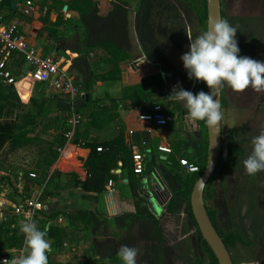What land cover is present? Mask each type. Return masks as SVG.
I'll return each instance as SVG.
<instances>
[{
  "label": "trees",
  "instance_id": "16d2710c",
  "mask_svg": "<svg viewBox=\"0 0 264 264\" xmlns=\"http://www.w3.org/2000/svg\"><path fill=\"white\" fill-rule=\"evenodd\" d=\"M60 3L65 5L69 11L80 15V22L84 29L83 44L87 50L91 52L102 49L110 56L111 71L103 75L94 70L87 55L78 59L74 64V69L81 78L80 81L74 79V84L81 93L86 95L84 98H79L75 110L89 122L90 126L97 128L99 124L106 123L103 112L96 107V102L93 99L88 101L87 96L92 95L99 82H120L121 65L133 60L130 34L132 15H135L136 35L144 56L149 64L160 70L158 74L145 77L139 85L126 90L130 94L132 104L139 107V117L142 114H151L156 106L172 102L168 97L173 87L182 86L193 94L200 91L208 92L205 83L189 80L186 70L177 67L172 62L164 46L167 44L173 50H185L188 47L190 50L189 29L195 30L196 25L204 30L208 28L207 0H113L112 10L105 17L101 16L99 7L93 0H62ZM12 4L13 0H2L0 3V13L7 20L15 14ZM4 12L11 15L5 16ZM187 17L191 18L190 24L187 22ZM223 19H226L224 14ZM194 38H197L196 35ZM13 75L18 83L27 78L22 73ZM224 95L225 85H223V109L225 107ZM29 98L30 92L26 87L23 90L19 86L7 87L0 80V154L8 156L16 150L40 145L47 147L46 156L52 166L60 156L58 150L66 146L67 135L72 131L69 125L72 102L62 94H50L46 85H36L33 96L27 103ZM25 106L29 109L18 114L17 111ZM176 111L180 112L179 121H183L188 116L180 102L175 103L172 109V112ZM196 122L198 126L196 136L192 139H182L175 144L173 147L175 154L162 162L168 170L167 172L162 170L163 180L172 194V199L161 217L152 211L148 195L143 192L145 184L134 173L133 154L124 146L120 149L118 141L104 144L102 152L98 153V145L82 144L87 140L88 132H76L73 144L84 149H91V156L87 162L89 177L85 182L76 181V188L86 194L102 195L109 181L116 177L111 174L113 166L122 160L128 170L130 169L128 172H132L129 177V187L132 191L136 212L120 214L111 219L95 211L50 216L43 211L37 212L36 223L41 230H47L46 239L51 242L52 246V252L48 253V264H62L57 263L55 259L57 252L62 250L67 237L65 231L55 225L61 215L89 227L93 241L86 251V257L95 264L122 262L117 256V251L122 245L137 249V264H173L172 255L175 253V247L168 239V221L174 217L184 216L201 235L193 214L191 199L195 185L207 167L209 142L207 124L204 121ZM53 130L54 133H51ZM226 137L228 140L227 160L225 159L226 149L223 146L217 171L205 190L206 205L212 195V184L217 180L220 170H235L244 159V152L234 148L232 132L227 135L223 133V143ZM122 153L125 158L120 157ZM178 158L198 166L200 173L186 174ZM95 162L104 165V168L94 166ZM148 163L151 167L156 166L154 160H149ZM6 164V161L0 158V172L5 173L0 178V185H7L11 177L18 180L21 176L19 171L9 169L11 167L7 168ZM58 174L55 173L52 177L42 175L32 179L31 173L23 172L21 176L22 183H24L23 193L25 192L26 197H31L35 194L34 186L38 185L41 189L43 188L41 200L44 201L54 191L53 180ZM73 179L77 177L74 176ZM1 192L0 189V194ZM14 198L15 195L10 199L12 203L16 202ZM0 210L3 214V219H0V253L23 249L24 236L20 232V217L15 215L10 205H4ZM207 210L229 251L238 244L257 245L263 247L264 250V235L255 243H247L240 234L222 231L218 225L216 211L208 206ZM113 234L116 236L112 237ZM202 245L208 258V264H219L204 239Z\"/></svg>",
  "mask_w": 264,
  "mask_h": 264
},
{
  "label": "crops",
  "instance_id": "0c3cea01",
  "mask_svg": "<svg viewBox=\"0 0 264 264\" xmlns=\"http://www.w3.org/2000/svg\"><path fill=\"white\" fill-rule=\"evenodd\" d=\"M60 1L62 0H13V3H16L15 8H13L12 4L15 14L8 21L15 22L19 25L20 35L31 46L35 47L42 57H52L56 61L66 62V65L70 67L73 79L80 81L81 78L74 69V64L85 55L88 56L87 59L90 60L92 67L98 74L103 75L104 73H109L111 71V65L109 64L110 56L108 53L102 49L91 52L87 50L83 44L84 29L80 22V15L77 12L69 11ZM93 1L98 5L101 16L105 17L111 12V3L113 0ZM27 2H32L35 6V13L31 16L24 15ZM4 15L11 14L4 12ZM130 27L132 43L131 56L133 60L121 65V81L99 82L92 95H88L89 99L87 98L88 101L93 99L96 102L97 109L103 112L106 124H99L100 128L99 126L94 128L89 125L87 120L76 113L82 118V121L73 132L72 139H67L66 146L59 149L62 152L60 153L58 150L60 156L49 168L41 165V162L38 160L34 161L35 159L33 157L35 155L29 150L31 148L34 149V147H44L40 145L22 148L12 152L8 156L4 154L1 157L6 161L7 168L11 167L9 169L19 171L21 176H23L22 173L26 170V172H28V169L36 171L37 168L40 170L46 168L49 177H52L55 173H59L53 180L54 191L45 200L49 205L44 212L47 216L61 213L75 214L81 211H95L103 217L111 219L120 214L136 212L132 200V191L129 187V177L130 173L132 175V172H128L130 169L128 170V167L125 166L122 160L113 166L111 172L113 176H116L110 180L114 182V186L111 188L109 181L102 195L95 196L94 194H86L79 188H76V181L85 182L89 177L87 162L91 156V149H84L73 144L76 132H88V138L82 144H96L99 146L98 150H103L104 144L118 141L120 149L124 146L132 154L137 151L144 153L147 156L146 172L143 176H138L145 184L143 185L144 193L150 190L151 192L153 191L156 178H160V181L165 184L162 170L165 172L168 170L162 162L167 161L170 156L160 153L158 149L159 147H169L173 150V147L169 143L171 135L168 133V127L161 129L153 125H141L139 122V107L132 104L129 98L130 94L126 91L131 87L139 85L143 78L158 74L160 70L156 66L148 63L141 50L135 30V15H132L130 18ZM7 64L13 74L22 73L23 76H28L30 72L24 59L20 55H14ZM35 86L26 85L27 91L32 96ZM48 92L50 94H56L49 87ZM23 112L22 110L17 111L18 114H22ZM165 113H170V111L165 110ZM168 116H171V113ZM51 133H54V130ZM143 141H146L148 144L146 148L142 146ZM44 148L47 149V147ZM120 157L125 158V155L122 153ZM179 158L178 160H180ZM36 159H38V156ZM149 160H154L156 166L151 167L148 163ZM94 166L104 168V165L97 164L96 162ZM0 175L4 176L5 173L0 172ZM21 176L18 180L14 179V177L10 179V181L15 180L17 193L18 190L20 191V188H24V183H22L23 178ZM74 176L77 179H73ZM34 189L35 193H41L43 190L38 185L34 186ZM160 189L163 190L162 187ZM154 196L156 197L158 205L165 210L166 206L163 200L164 196L168 195L162 192L160 196L158 194ZM9 202L11 201L9 200ZM55 225L63 229L67 235L62 250L57 252L59 263L75 264L70 260L69 262L63 261L68 258L66 257V253H68L67 249L71 248L72 252L76 253L81 241L87 240L88 244H91L93 239L88 229L89 227L81 222L73 221V219H67L62 215L56 221ZM82 231H84L85 235H81ZM98 239L102 240L101 238ZM49 243L51 244V242ZM89 247L86 246V251ZM50 249L49 253L52 252V248Z\"/></svg>",
  "mask_w": 264,
  "mask_h": 264
},
{
  "label": "rangeland",
  "instance_id": "374dc122",
  "mask_svg": "<svg viewBox=\"0 0 264 264\" xmlns=\"http://www.w3.org/2000/svg\"><path fill=\"white\" fill-rule=\"evenodd\" d=\"M222 10L226 20L237 29L236 39L241 55L264 62V0H222ZM187 22L190 24L191 18L187 17ZM204 31L206 30L196 25L195 30L189 29V38L195 39L194 35L198 37ZM164 46L172 62L184 70L180 58L189 51L188 47L185 50H173L167 44ZM224 96L223 133L227 135L232 132L234 148L244 152V159L235 170H220L217 180L212 184V195L207 201V206L216 211L218 225L222 231L240 234L247 243H255L264 235V172L255 176L248 175L243 161L251 154V139L264 131V92L256 93L248 89L238 93L225 84ZM31 97L32 94H30L27 103ZM175 103L177 102L161 105L165 110L171 112V116H169L171 123L167 129L171 135L169 143L172 147L182 139L194 138L198 133L196 121H192L189 117L179 121L180 112H172ZM28 109L25 106L22 111ZM223 146L226 149L225 159L227 160V137L224 138ZM29 150L35 155L34 161L38 160L46 168L50 167L51 162L46 156L47 149L34 147ZM37 156L38 159H36ZM46 168L41 170L37 168L36 171L28 169V172L36 174L37 178L40 175L48 176ZM1 177L3 175H0ZM9 182L7 185H0L2 191L0 208L4 205H11L12 202L9 200L14 195L16 201L26 196L25 192L23 193V188H20L17 193L15 180ZM45 200L46 198L41 209L43 212L49 206ZM0 219H3L1 210ZM167 234L169 242L175 247V253L172 255L173 264H208V258L202 245V236L196 232L186 217L171 218L167 224ZM81 235H85L84 231ZM115 236L116 234L112 235V237ZM86 246H90V244L87 240H83L77 247L76 253L68 248L67 251L70 253H66L68 258L63 261L69 262L70 260L75 264H95L86 257ZM50 248H52L51 244ZM230 252L235 264H264V250L261 246L238 244L236 247L230 248ZM55 259L58 263L59 258L55 257Z\"/></svg>",
  "mask_w": 264,
  "mask_h": 264
},
{
  "label": "clouds",
  "instance_id": "9594fccd",
  "mask_svg": "<svg viewBox=\"0 0 264 264\" xmlns=\"http://www.w3.org/2000/svg\"><path fill=\"white\" fill-rule=\"evenodd\" d=\"M237 29L226 19L210 22L206 31L190 39V50L181 56L189 80L203 82L209 92L193 94L182 86L173 88L168 99L180 102L192 121H204L218 127L222 119L218 96L227 84L235 92L248 89L264 92V62L241 55L236 39ZM251 154L243 161L246 173L255 176L264 172V131L251 139ZM20 232L28 254H21L12 264H48L50 243L47 230H41L34 220L22 222ZM122 264H137L138 251L122 245L117 251Z\"/></svg>",
  "mask_w": 264,
  "mask_h": 264
},
{
  "label": "built area",
  "instance_id": "2783aa9c",
  "mask_svg": "<svg viewBox=\"0 0 264 264\" xmlns=\"http://www.w3.org/2000/svg\"><path fill=\"white\" fill-rule=\"evenodd\" d=\"M35 13V6L32 2H27L24 9V15L31 16ZM20 55L28 69L29 74L27 78L22 79L19 83L15 79L13 73L8 68V61L14 56ZM0 80L7 86H19L20 89H25L26 85H46L55 93L62 94L68 97L72 102V115L69 120V125L72 127V132L67 135V139L71 140L73 132L80 125L82 118L76 114L75 106L79 98H84L85 94L81 93L74 84V79L71 76L70 67L66 65V62L56 61L52 57H42L39 51L31 46L27 40L20 35L19 25L8 21L0 13ZM139 122L143 126H156L164 129L169 127L171 123L170 117L165 113V109L162 106L154 107L151 114H142L139 117ZM147 142L143 141L142 146L147 147ZM159 152L172 156L173 150L169 147H159ZM61 153L62 151L59 150ZM98 152H102L99 149ZM180 166L189 174L200 173V168L189 161L181 159L179 160ZM147 156L141 151H137L133 154V168L134 173L137 176H143L146 172ZM32 179H36V174L30 175ZM110 187L114 186V182L110 181ZM166 193L168 196H164V205L167 206L170 202L171 196L168 194L165 188L158 190V195ZM42 192H36L31 197H23L16 201L15 204H11L15 215L20 217L22 222L28 220H34L36 222L37 212H41L43 208V201L41 200ZM28 254V250L25 247L19 251H13L9 253H0V264H12V261L17 259L19 255Z\"/></svg>",
  "mask_w": 264,
  "mask_h": 264
},
{
  "label": "water",
  "instance_id": "95a60500",
  "mask_svg": "<svg viewBox=\"0 0 264 264\" xmlns=\"http://www.w3.org/2000/svg\"><path fill=\"white\" fill-rule=\"evenodd\" d=\"M207 3L209 27L210 22L223 19V10L222 0H207ZM15 7L16 3L14 2L13 8ZM209 91L210 90L208 88V92ZM87 98L89 99V96ZM218 99L221 104L222 119L219 122L218 127L213 128L207 125L209 142L207 167L203 175L195 185L191 203L193 214L200 229L201 235L211 249L214 256L217 258L219 264H235L228 247L225 245L223 239L219 235L209 216L205 201L206 187L216 173L223 153V85L221 86V91ZM155 182L156 184L153 188V191H148L147 195L149 205L151 206L152 210L156 213V215L161 216L164 212V209L158 205L156 197L154 196L158 194V191L156 190L162 187L166 189L171 198L172 194L169 192L166 185L162 181H160V178H156Z\"/></svg>",
  "mask_w": 264,
  "mask_h": 264
}]
</instances>
